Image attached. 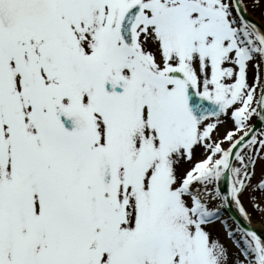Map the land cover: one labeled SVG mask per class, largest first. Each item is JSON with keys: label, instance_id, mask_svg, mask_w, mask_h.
<instances>
[{"label": "snow or ice", "instance_id": "1", "mask_svg": "<svg viewBox=\"0 0 264 264\" xmlns=\"http://www.w3.org/2000/svg\"><path fill=\"white\" fill-rule=\"evenodd\" d=\"M262 6L0 0V264H264Z\"/></svg>", "mask_w": 264, "mask_h": 264}, {"label": "rangeland", "instance_id": "2", "mask_svg": "<svg viewBox=\"0 0 264 264\" xmlns=\"http://www.w3.org/2000/svg\"><path fill=\"white\" fill-rule=\"evenodd\" d=\"M262 7H264V6H262ZM248 10L251 11L255 15L256 19L260 23H264V19H262L261 8L252 9L251 7H249ZM260 72H261V69H260ZM260 168H261V165L257 164V167H256L257 179L259 178V175H260ZM253 183H255V180L253 181ZM259 197H260V194L257 193V203H261ZM245 206L251 210V205L249 204L247 199H245ZM261 207L264 208V203H261ZM260 219H261L260 214L254 213L253 217H252V223L261 226ZM232 251H234V250H232Z\"/></svg>", "mask_w": 264, "mask_h": 264}, {"label": "water", "instance_id": "3", "mask_svg": "<svg viewBox=\"0 0 264 264\" xmlns=\"http://www.w3.org/2000/svg\"><path fill=\"white\" fill-rule=\"evenodd\" d=\"M247 18H248L249 20H251V21L256 22L257 24H260V23L254 18V16L251 15L248 11H247ZM262 75H264V67H262ZM227 215L230 216L231 213H228ZM250 227L256 229L258 232H260V231H264L260 226H258V225H254V224H252V223H251Z\"/></svg>", "mask_w": 264, "mask_h": 264}, {"label": "bare ground", "instance_id": "4", "mask_svg": "<svg viewBox=\"0 0 264 264\" xmlns=\"http://www.w3.org/2000/svg\"><path fill=\"white\" fill-rule=\"evenodd\" d=\"M227 215V214H226Z\"/></svg>", "mask_w": 264, "mask_h": 264}]
</instances>
